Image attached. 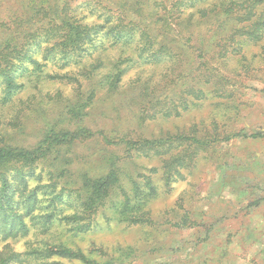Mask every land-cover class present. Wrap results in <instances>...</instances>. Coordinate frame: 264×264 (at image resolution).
I'll list each match as a JSON object with an SVG mask.
<instances>
[{
  "label": "trees",
  "instance_id": "trees-1",
  "mask_svg": "<svg viewBox=\"0 0 264 264\" xmlns=\"http://www.w3.org/2000/svg\"><path fill=\"white\" fill-rule=\"evenodd\" d=\"M67 1L24 0L0 21V264H114L102 260L105 248L84 253L56 239L55 222L73 236L92 231L96 217L151 225V202L209 146L264 138L224 128L236 94L221 72L233 60V76L264 75V0ZM209 99L208 122L153 137L108 136L86 123L99 101L134 107L145 122ZM99 135L104 147L80 162L76 145Z\"/></svg>",
  "mask_w": 264,
  "mask_h": 264
},
{
  "label": "rangeland",
  "instance_id": "rangeland-1",
  "mask_svg": "<svg viewBox=\"0 0 264 264\" xmlns=\"http://www.w3.org/2000/svg\"><path fill=\"white\" fill-rule=\"evenodd\" d=\"M23 1L0 0V21L7 22L20 13ZM49 1L57 6L63 3ZM68 1L75 5L83 0ZM252 49L257 51L258 47ZM234 67L233 60L221 66L222 74L230 78L228 88L236 94L232 104L235 109L226 114L223 110L222 116L232 117L224 128L230 132L264 133V75L233 76L230 69ZM213 110V101L209 99L177 118L141 122L136 108L116 100L99 101L90 110L86 123L108 136L126 133L133 138L153 137L165 131L188 129L202 119L208 122ZM19 139L29 144L34 135L29 133ZM104 145L99 135L77 144L74 151L83 162ZM140 162L147 163L148 167L158 164L156 160ZM183 174V178L173 183L170 192L162 193L151 202L154 220L151 225L106 223L96 217V227L82 235L73 236L56 222L52 232L56 233V239L60 237L84 253L93 245L105 248L102 260L116 259L114 264H264V138L234 137L214 143L201 153L195 167ZM184 213L190 226L173 225ZM19 244H16L18 249Z\"/></svg>",
  "mask_w": 264,
  "mask_h": 264
}]
</instances>
